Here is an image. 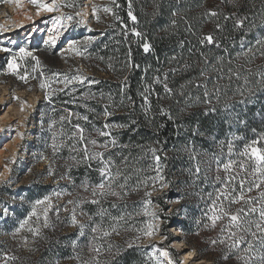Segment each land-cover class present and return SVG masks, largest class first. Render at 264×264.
I'll list each match as a JSON object with an SVG mask.
<instances>
[{"label": "trees", "instance_id": "obj_1", "mask_svg": "<svg viewBox=\"0 0 264 264\" xmlns=\"http://www.w3.org/2000/svg\"><path fill=\"white\" fill-rule=\"evenodd\" d=\"M66 1L74 5L66 6L68 11L77 10L82 2ZM109 2V22L99 34L91 35V42L82 54L88 65L107 77L91 79L98 83H89L90 78L85 77L84 82L74 80L67 86L63 81L64 87L57 88L50 99L45 100L44 107V123L49 128L43 133L42 154L54 164L55 177L68 180L66 188L70 193L79 192L83 199L89 191L91 196L79 205L86 214L84 234L62 233L64 227L55 220L56 227L50 228L52 235L46 229L43 237L37 239L35 264H53L55 261L94 264L91 258L95 253L90 247L97 245L102 246L96 257L100 264H157L149 258L150 252L140 246L139 238L132 240L123 235L143 236L145 201L153 200L164 212L167 198H177L180 202L179 216L173 212L162 218L168 226L175 225L181 231L198 256L222 258L218 264H241L235 254L223 259L225 246L210 242L220 233L221 222L218 221L215 227L206 228L205 225L211 223L207 218L212 215L209 209L217 190L224 186L223 182L230 174L236 176L235 194L238 195L239 180L253 179L250 173L255 163L254 159H249L252 148L264 151V88L256 75L264 72V57L259 54L260 46L255 44L258 38L264 37V26H261L264 0ZM129 6L135 20L129 16ZM211 11L219 15L210 16ZM231 14L235 15L224 19L225 15ZM244 16L248 17L244 26L237 28L235 20ZM217 24L221 25L219 29ZM253 24L257 27L252 28ZM209 34L214 37V42L201 43ZM241 38L244 50L253 47L254 56H238L242 52ZM145 43L149 45L148 51L144 50ZM217 57H222V61ZM229 69L239 71V79L232 76L230 80ZM165 84L171 92L165 90ZM204 85L212 93L207 104L203 102ZM214 85H219V99L213 92ZM242 89H251L254 94L245 91L242 97ZM241 100L246 102L241 103ZM105 124L126 127L106 128ZM79 129H83L82 141ZM100 132L111 135L101 136ZM53 133L60 146L56 152L51 147ZM113 138L117 141L115 146L110 143ZM93 139L97 141L95 146L90 143ZM106 142L107 148L99 147ZM85 147L90 153H105L104 160L111 159L113 175L117 170L121 173L119 184H124L127 178V187L116 189L119 196L95 197L100 202H90L94 199L92 188L101 182L99 169L104 165L99 159L78 163ZM152 149L161 158L159 175L163 176L162 184L166 185V189L154 197L150 193L157 185L151 178L157 176V163ZM246 151L248 155H243ZM229 160L235 163L230 173H226L222 166ZM197 163L201 168L198 177L194 175ZM240 164L245 168L241 169ZM217 176L221 181L216 180ZM247 187L246 184L245 196L257 195L255 189L247 192ZM41 189L30 201L42 197ZM1 201L0 197V208ZM241 206L237 203L231 208L235 211ZM225 207H228L226 202ZM20 215V220L15 219L12 226L7 225L8 234L16 230L18 220L25 219L23 213ZM118 217L123 219L117 222L114 218ZM97 225L102 231L94 234L91 229ZM113 225L116 231L112 230ZM165 225L164 229L167 228ZM103 230L109 231L110 235L104 237ZM167 234L171 239V234ZM94 235L99 239L90 244ZM73 241H77L75 249ZM129 244L132 247H128ZM4 251L5 247L0 245V256Z\"/></svg>", "mask_w": 264, "mask_h": 264}, {"label": "rangeland", "instance_id": "obj_2", "mask_svg": "<svg viewBox=\"0 0 264 264\" xmlns=\"http://www.w3.org/2000/svg\"><path fill=\"white\" fill-rule=\"evenodd\" d=\"M42 2L52 4V0ZM56 4L58 7L55 11L49 12L39 8L38 13V5H33L31 0H19V3L16 0H3L0 3V49H7L0 50V130H3L0 131V245L5 247L4 254L0 256V264H35L37 239L45 234L46 229L48 234L52 235L53 230L50 228L56 227L55 220L64 227L62 233L75 232L83 236L79 226L71 223V216L75 208L77 219L84 224L85 216L81 214L83 212L79 205L84 198L91 197L90 193L88 191L83 199L79 197V192L70 193L66 188L68 180L56 178L54 164L42 154L43 133L49 128V125L44 123L45 95L52 94L57 88H63L64 83H61L65 75L69 79L73 76L88 79L107 77L103 72L88 65L82 54L91 42V35L99 34L109 22L111 11L106 12L104 9L110 8V2L82 0L75 11L66 10V5L70 4L66 0H56ZM69 15L73 17L70 21L67 19ZM61 16L62 24L67 27L56 25L60 35L56 43L52 44L49 38L56 35L52 18ZM87 40L90 42H86ZM70 41L77 42L75 47L82 54L78 55L70 48ZM21 48L31 55L21 53ZM9 58H14L13 63L17 65L15 69L8 68ZM54 73L59 75L54 76ZM42 82L48 87L41 88ZM162 182L163 179L155 180L157 188L150 193L151 197L166 189ZM39 189L43 193L42 197L30 201ZM45 197H48V201L36 203L38 200L44 201ZM68 201L74 203L69 204ZM148 201L150 203H144L142 211L146 220L143 236L124 234L123 237L127 236L132 240L139 238L140 246L158 257L159 264H218L222 260L214 256H198L193 246L185 241L181 231L174 227L175 225L168 226L167 221L162 218V215L173 212L179 216L180 202L177 198L165 199L167 209L164 212H161L160 206L153 200ZM33 211L35 214H32ZM21 213L25 219L20 222ZM45 215L48 218V227H44ZM15 219H19V225L8 234L7 225L12 226ZM25 220L27 223L21 227ZM149 224L153 225L154 231L151 235H146ZM34 229H38V234H34ZM176 230L179 234L175 233ZM167 232L171 234V239ZM116 239L119 240L120 237ZM161 252L167 255L160 256ZM12 257L15 259H11ZM77 262L55 261L53 264Z\"/></svg>", "mask_w": 264, "mask_h": 264}, {"label": "snow or ice", "instance_id": "obj_3", "mask_svg": "<svg viewBox=\"0 0 264 264\" xmlns=\"http://www.w3.org/2000/svg\"><path fill=\"white\" fill-rule=\"evenodd\" d=\"M17 3H19V0H16ZM31 3L33 5H38V13H39V8H43L46 11L52 12L55 11L58 5L56 4V0H52V4L49 5L47 3H43L42 0H31ZM67 7H73L74 5L68 4L66 5ZM106 12H110V8H105L104 9ZM95 11V8H94ZM37 13V14H38ZM175 15V13H173ZM63 15V14H62ZM79 15V13H77ZM210 16H217L219 15L215 11H211L209 13ZM235 14L231 15H225L224 19L228 20L231 19L232 16ZM129 16L135 20V17L132 16L131 12V6H129ZM119 19V17H116ZM67 19L70 21L73 19L71 15L67 16ZM248 19L247 16L237 18L235 20V26L237 28H242L244 26L245 21ZM53 22V29L56 31V35L50 37V41L52 44L56 43V39L59 37L60 32L59 29L56 28L57 24H60L61 27H67V25L62 24V16L61 17H53L52 18ZM83 23V21H80ZM261 26H264V21H262ZM217 29L221 27L220 24L216 25ZM252 28L257 27V25L253 24L251 25ZM52 31V29H50ZM134 31V30H133ZM136 35H139V33H136ZM86 42H90V40H87ZM213 43L214 42V37L209 34L205 36L202 40L201 43ZM47 43V42H46ZM77 44L76 41H70L69 45L70 48L73 51H76L78 55L82 54L80 53L75 45ZM255 44L259 47V54L261 57H264V37L258 38L255 41ZM241 46H242V52L238 53L239 55H244V56H249L255 55L253 52V47L249 46L247 50L245 51L243 48V38H241ZM144 50L148 51L149 50V45L145 43L143 45ZM7 51V49H0ZM21 53H24L25 55H31V53L25 52V49L21 48L20 49ZM14 58H9L8 62V68L9 69H15L17 65L13 63ZM222 57H217V60L222 61ZM205 63L207 64L208 61L205 60ZM172 71H176L173 69ZM250 71V70H249ZM54 76H58L59 73H54ZM256 75L259 77L258 83L262 88H264V72H257ZM201 76H204V72L201 71ZM232 76H236L237 79H239L240 73L239 71L233 72L232 69H229V79L231 80ZM221 79L223 77H220ZM20 79H25V77H20ZM85 77L83 76H73L71 79L68 78L67 75L64 76V82L65 85L72 83V80H79L80 82L85 81ZM89 83H98V81L95 80H88ZM248 79L245 77V85H247ZM41 88H47L48 85L45 83H41L40 85ZM197 87H200V85H197ZM205 87V92H204V103H208L211 99L212 93H210L207 90V86L204 85ZM165 90L167 92H171V89L167 87V84H165ZM245 91H247L250 94H254L251 89H242L240 91V95L243 97L245 95ZM213 92L217 95V99H219V92L220 88L219 85H214ZM51 93H46L45 99H50ZM199 99V97L197 98ZM246 102L245 100H241V103ZM145 104H147V97H145ZM227 107V105H225ZM212 111H215L213 108ZM105 115H109V113L105 112ZM64 117H61V120H63ZM84 119H87V117H84ZM79 127V126H77ZM106 128H112V127H126V125H109L105 124ZM3 131V130H0ZM81 135H80V140L82 141L84 139L83 136V129H79ZM21 136L23 134H20ZM101 136H110V132H100ZM56 134L53 133V143L51 145L52 149L54 152L58 150L60 147L59 145L56 144ZM90 143L92 145H97L96 140H91ZM110 143L112 145H116L117 141L113 138ZM108 142H106L103 145H99V147L102 148H107ZM229 151L231 152V142H229ZM152 152L154 154L156 163H157V176L152 177L151 179L157 180V179H163L162 176L159 175L160 172V157L158 155H155L156 150L152 149ZM104 155L105 153L103 152H92L90 153L88 148L85 147L83 149V157L81 158L78 163H83V162H89L92 160H97L99 159L100 163H102L104 166L99 169L100 176H101V182L94 186L92 188V196L94 199H92L90 202L91 203H99L100 200L96 199L95 197H106L109 195L112 196H119L120 193L116 189L123 190L127 187V178L125 177V183L124 184H119L118 180L121 176V173L119 170L116 171L115 175H113L111 171V166H112V161L109 158L108 160H104ZM243 155H248L247 151L243 153ZM193 159H196L195 156L192 157ZM75 159V158H73ZM249 159H254L255 166L252 168V171L250 175L253 177L251 180H246V179H240L239 180V194L236 195V188H235V182L237 180V177L234 175H229L227 180L223 182L224 186L221 189L217 190V194L215 199L212 200V206L209 209V211L212 213V215L208 216V220L211 222L210 224H206L205 227H215L217 222H221V228H220V233L218 236L214 239H212L210 242L212 245H216L217 243L224 245L225 250L223 251V259L227 260L230 255L235 254L237 261L241 262V264H264V151L257 149V148H252L251 150V156ZM234 161L229 160L228 163L223 164V169L226 173H230V170L232 169L234 165ZM89 167L91 166L90 163L88 165ZM239 167L241 169L245 168L244 164H240ZM201 172V168L199 163L196 164L195 167V176H199ZM50 175L52 172L50 171ZM63 178V177H62ZM217 181H221V177L217 176L216 177ZM146 182V181H145ZM248 185L247 187V192L251 193L253 189L257 191L256 196H245L244 190H245V185ZM231 185V187H229ZM85 190H87L88 185L85 184ZM126 194V193H125ZM146 195H149L146 193ZM209 198L212 199V194L209 193ZM45 201H48V197H45L44 201H36L37 204H42ZM225 202L227 203L228 207H225ZM69 204H73L74 201H68ZM145 203H150V201H146ZM241 203L242 206L238 207L235 209V211L232 210L231 205ZM115 206V205H113ZM49 207H51V204L49 203ZM5 213H7V209L4 210ZM47 212V209L45 210ZM32 214H35L33 211ZM59 214V209L57 208V215ZM82 215H86L85 213H81ZM103 215V212L101 213ZM153 216L155 215L154 213L152 214ZM207 215V214H206ZM92 218L89 217V220ZM116 219L117 222L119 220L123 219L122 217L114 218ZM224 220H227V223H223ZM27 223V220H25L22 224L21 227L24 226V224ZM71 223L73 225H78L81 231V235L84 234V229L85 225L81 223L75 213V208L73 209L72 216H71ZM199 223V222H198ZM49 222L47 215H45V222H44V227H48ZM113 231H116V226L113 225L112 227ZM19 231V229H17ZM34 234H38V229L32 230ZM92 233H98L102 231L101 226L97 225L95 227H92L91 229ZM154 231L153 225L149 224L147 226V231L145 232L146 235H151L152 232ZM110 235V232L107 230H103V236L107 237ZM99 239L98 236H93L92 241L90 242L93 243ZM73 248L75 249L77 245V241L72 242ZM101 245H97L95 247H90V251L95 253V256L92 257L91 259L94 260V264H100V261L96 258L99 256V253L101 251ZM128 247H132L131 244L128 245ZM109 248H111V245H109ZM167 253L161 252L160 256H165ZM151 259H156L157 264H159V259L155 255H150ZM11 259H15V257H12ZM83 264H88L87 261L83 262ZM171 264V262H170Z\"/></svg>", "mask_w": 264, "mask_h": 264}, {"label": "bare ground", "instance_id": "obj_4", "mask_svg": "<svg viewBox=\"0 0 264 264\" xmlns=\"http://www.w3.org/2000/svg\"><path fill=\"white\" fill-rule=\"evenodd\" d=\"M175 233H176V234H179V231H178V230H176V231H175Z\"/></svg>", "mask_w": 264, "mask_h": 264}]
</instances>
